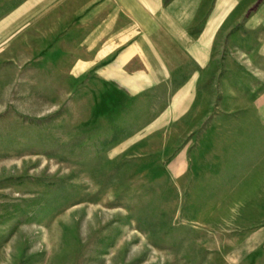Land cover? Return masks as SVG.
<instances>
[{
  "label": "rangeland",
  "instance_id": "obj_1",
  "mask_svg": "<svg viewBox=\"0 0 264 264\" xmlns=\"http://www.w3.org/2000/svg\"><path fill=\"white\" fill-rule=\"evenodd\" d=\"M36 24L0 28V264H264V150L254 174L213 164L252 120L263 145L264 118L220 96L196 129L149 132L125 88L68 68L72 39Z\"/></svg>",
  "mask_w": 264,
  "mask_h": 264
},
{
  "label": "crops",
  "instance_id": "obj_2",
  "mask_svg": "<svg viewBox=\"0 0 264 264\" xmlns=\"http://www.w3.org/2000/svg\"><path fill=\"white\" fill-rule=\"evenodd\" d=\"M6 4L0 28L28 22L37 31L43 22L44 39L71 38L70 48L57 43V54L71 55L68 68L99 71L125 88L134 114L152 118L143 123L149 132L196 129L220 96L227 109L243 103L248 118H264L255 95L257 82L264 84V0H8L0 7ZM220 129H209L201 144H215ZM255 130L252 120L232 140L238 159L229 160L226 147L213 153V164L233 176L254 174L264 150Z\"/></svg>",
  "mask_w": 264,
  "mask_h": 264
}]
</instances>
